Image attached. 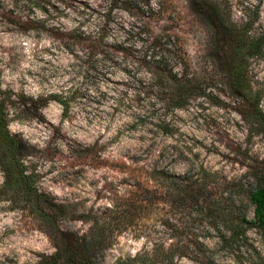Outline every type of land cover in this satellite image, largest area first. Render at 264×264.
Segmentation results:
<instances>
[{
    "label": "rangeland",
    "instance_id": "374dc122",
    "mask_svg": "<svg viewBox=\"0 0 264 264\" xmlns=\"http://www.w3.org/2000/svg\"><path fill=\"white\" fill-rule=\"evenodd\" d=\"M202 1L205 12L193 0H0V8L32 13L47 26L102 38L90 54L84 45L0 23V108L21 142L14 162L0 157V264H35L53 254L36 214L42 197L69 210L57 219L59 230L88 235V217L131 184L123 164L155 167L178 182L203 176L217 198L254 220L247 192L264 186V127L250 114L264 116V45L243 59L233 50L264 35V0ZM219 14L228 27L215 25ZM165 32L174 38L166 70L195 79L204 94L181 109L153 83L160 54L151 43ZM22 171L42 196L38 205L19 183ZM141 216L96 264H131L153 244L182 235H196L213 264H264V229L222 244L208 218L187 224L161 204ZM174 262L199 264L192 254Z\"/></svg>",
    "mask_w": 264,
    "mask_h": 264
},
{
    "label": "trees",
    "instance_id": "16d2710c",
    "mask_svg": "<svg viewBox=\"0 0 264 264\" xmlns=\"http://www.w3.org/2000/svg\"><path fill=\"white\" fill-rule=\"evenodd\" d=\"M131 1L133 0H123L125 3ZM193 1L200 12L207 11L202 0ZM30 14L32 13L25 14L12 9L0 8V23L21 33H44L67 47L84 45L90 54L101 48L102 38L93 40L90 37H83L81 33L75 35L77 31H63L47 26L45 20ZM227 23L228 20L221 14L216 17L215 25L228 27ZM173 39L170 32H165L161 38L152 40L153 50H156L160 57L156 59L151 70H153L154 86H157L161 93L165 94L170 106L181 109L193 97L199 98L204 94L195 79L188 78L187 75H172L171 71L166 70L164 56L169 51L168 47ZM263 45L264 35L255 37L250 42L238 44L233 52L236 58L243 59L245 56L260 55ZM237 84L239 85V78L235 81L236 86ZM250 120L252 123L264 127V116L260 110L256 109L250 114ZM7 122V116L0 108V157L2 160L7 159L14 162L19 154L21 142L8 133ZM123 166V170L120 171L127 174L131 184H128V189L123 195L111 200L103 212L88 217L92 223L88 235L59 230L55 223L58 218L66 217L69 210L61 204H55L51 200L31 192L34 183L30 182L31 176L23 175V171L20 173L19 183L25 190H29L30 196L36 199L37 205L42 197V206L38 205L36 214L46 225V234L54 247L53 254L41 256L35 264H96L97 254L107 249L121 232L142 218L144 209L152 205H164L168 208L169 213L179 215L187 224H194L198 220L208 218L209 227L212 226L213 229L208 231L210 233L217 231L222 244H230L234 240L243 238L249 228L264 229V186L247 192V200L254 208V220L250 221L242 210L234 206V203L230 205L225 198H217L214 193L215 188L208 186L203 176L195 179L187 178L178 182L175 176L168 175L155 167L126 164ZM142 174L146 175L145 180L137 185L132 184L136 176ZM258 175L255 174V176ZM190 254L194 255L199 264H213L207 255L206 247L196 235L190 238L182 235L180 238L174 239L170 245L164 242L153 244L149 252L145 251L136 255L130 260V263L175 264V257H188ZM121 264H125V262Z\"/></svg>",
    "mask_w": 264,
    "mask_h": 264
}]
</instances>
